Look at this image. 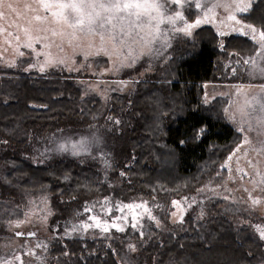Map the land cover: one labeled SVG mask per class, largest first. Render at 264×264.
I'll list each match as a JSON object with an SVG mask.
<instances>
[{
	"label": "trees",
	"instance_id": "16d2710c",
	"mask_svg": "<svg viewBox=\"0 0 264 264\" xmlns=\"http://www.w3.org/2000/svg\"><path fill=\"white\" fill-rule=\"evenodd\" d=\"M240 17L244 22L255 25L264 30V0H255L253 2L250 11L241 14ZM194 40H195L194 42L195 46L194 45L191 46L195 48H188V50H186L185 52L173 56L170 62L165 67L164 69L165 71L162 72L161 77L152 76L149 79H144L140 81L139 87L132 95L115 94L113 96L112 104L109 105V107L112 108L110 109V112L114 113L116 111L114 115L118 116L121 121L118 126L114 127L113 132H117V133H114V135L115 134L116 135L113 138V143L114 145L117 146V141H119L122 146L121 152L123 153V155L122 153L120 154L122 157H118L119 155L118 156L116 155V158L115 156L113 158L114 160L116 159L115 162L117 163L118 167L125 170V175L123 174V178L121 179V182L125 185L126 193H128L127 195L129 197L132 195L138 196L139 194L146 196L148 195V197H158V198L162 197V199L164 200H169L172 198H176L177 196L188 194L189 192H193L198 188H200V186H203L208 181H211L214 178L218 180H223L225 176H228V180L231 186L235 190H237L241 195L247 198L251 203L253 198H259L262 201L259 205H256V207L259 209L257 210L260 211L261 209H264V185H260L258 183L260 181V176H258L256 172L259 171L261 175H264V153L260 152L261 140L257 141L256 138L250 132L245 133L246 129L245 131H241L240 130L241 127L234 125V122L238 120L237 118L235 119L232 118L234 98L231 100L226 110L227 116L230 120L229 122L226 121L225 118L223 119L224 112L222 114H220L221 111L219 112V110H222L223 106L226 104L223 98H217L211 104L208 105L204 104L203 102V96L205 93L204 84L210 82H217L220 79L219 76L222 74L223 71L222 64L224 59L226 58L227 53L228 52L246 53L251 50L250 48L252 47V45L255 46V43H253L246 36L230 35L226 38L224 47L219 48L217 46L219 41V36L211 27L197 29L194 33ZM249 41H250V45L248 46L246 42ZM212 42L213 44L210 45ZM245 43L249 48L245 45ZM245 46L248 48V51ZM243 47L244 49L246 48L245 51L244 49H242ZM214 56L216 57L213 58ZM177 64H179L178 65L179 67L176 66ZM205 68L206 70L204 71ZM174 69H176L175 72ZM177 70L179 76H177L178 75ZM193 73H194V78H193ZM201 73L204 75H202ZM210 73L211 75L209 76ZM187 74H189L188 77ZM201 75L206 77L203 78ZM199 77L200 78L202 77L203 79L201 78L200 80ZM207 77L208 79H206ZM182 80L185 82L188 81L186 82L187 84L185 83L184 85V82ZM180 81H182L183 84ZM178 84H182V85H178ZM193 84L195 85L193 86ZM199 84L200 86H196ZM173 87L174 88L178 87L177 90L175 88L176 92ZM186 87L187 88L191 87V90L190 89L188 90ZM194 87L197 90L194 91ZM198 88H200V90ZM150 90L153 91L150 92ZM185 90L186 92H184ZM196 91L198 93L200 91V94L199 95L198 93L196 94ZM152 92L155 98L151 94ZM156 92L158 93V95H156L157 94ZM187 92H189L190 94H188ZM236 92L240 93V90L239 91L235 90V94ZM159 93L165 97H162ZM179 93L182 94L180 95L182 96L181 98H183L184 96L185 99L184 98L180 99V96L178 95L177 98L179 99L176 98L175 99L176 101H174L177 102L176 104L173 102V100H169L175 98L176 94ZM194 93L196 94L197 99L198 96H200L201 98L199 97V99L197 100ZM151 95L153 98L151 97ZM185 95H187L188 97H185ZM167 96L169 98H167ZM157 98L159 99V101L156 102L155 100ZM182 100H184L185 103ZM196 101L198 104L196 103ZM220 101L222 106L221 109L218 110V108L220 107V103H219ZM194 102L199 106L198 110L197 108H195L197 107V105L194 106L193 104ZM164 103H166V105ZM218 103H219V107L216 108V106H218L217 105ZM167 105L169 107H167ZM191 105L193 106L191 107ZM186 106L188 107L189 110L186 109L187 108ZM189 107L192 109L190 110ZM104 109H105L104 101L101 99L100 96H98L95 93L86 94L83 85H80L79 83L75 82L74 79L69 75H62V74L39 75L34 72H25L21 69H15L9 67L0 69V139L4 140L5 142L7 141L9 144L11 143V145H14L15 147L21 150L23 149L25 150V148H27L28 145H30L29 142L31 143L32 141L34 142L37 139L38 134L45 133L52 129L53 130L51 131V133L55 132L56 129H60L58 131L85 130V127L86 126L88 127V125H90L92 121L101 119L102 117L101 113H103ZM122 111H124V113ZM209 111L211 112L209 113ZM173 112L175 114L176 113L179 114L182 113V114L181 116L179 114L174 115L172 114ZM205 112L211 115L209 116V114ZM214 112L217 114L214 115L213 114ZM147 115L151 116V118L154 119L153 121L154 123H151L148 120L150 119L149 116L146 118ZM160 115L162 116V118L160 117ZM125 118L127 122H124ZM157 118L160 119V121ZM175 118L176 119L178 118L177 119L178 121ZM218 118H220V120H218ZM153 119H151V121ZM147 121H149V123H147ZM161 121L164 122L161 123ZM174 121H175V125H173ZM204 121L206 122L207 126ZM130 122L131 124H129ZM143 122L144 124L147 123L145 125L149 124L148 128L149 127L150 128L148 129L147 127H145V129H143L144 128ZM52 123L54 124L57 123L58 126H54V124ZM51 124L53 125L54 128H52ZM170 124H172L173 126H171ZM218 125L221 127V128L219 127L220 131L217 130L219 129ZM136 127L138 128V130H136ZM193 127H195L194 129L196 130H194ZM140 128L142 129V132L140 131ZM207 128H208V132H207ZM232 128H234V130H232ZM197 130L198 133L194 132ZM205 130L206 133H204ZM148 132H151V134H149ZM128 133L129 135L131 134V136H129ZM142 133L143 134L145 133L144 135L149 136L146 137V139L147 138L149 139L147 144L145 138L143 137L144 135ZM152 133L153 135H155V137L157 136L158 133L162 136L158 134V136L154 138L152 136ZM192 133L196 135L195 137H197V139L195 140L193 139L192 140L193 142H190L191 141L190 138L192 139V137L194 136ZM230 133L232 134L234 140L237 139L236 141L232 140L233 138L231 137ZM236 133L238 134L237 135L238 138L237 137L235 138ZM186 134L189 137L188 142L187 139L184 140L185 138H188ZM233 134L235 136H233ZM244 134L247 135L248 137L247 140L250 141V143H248L249 146L251 147L250 149H248L245 146L244 139L242 140ZM150 135H151V139H150ZM163 136L166 137L167 141L168 140L169 141L165 142L166 141L165 138L163 141L162 140ZM132 138L135 140H133ZM136 138L138 143L136 142ZM153 138L157 142L155 141L154 143ZM157 138L161 139L159 141L160 142L162 141L161 142L162 144H160ZM8 139H11L13 143L11 140ZM127 139L129 142L126 141ZM211 139L212 141H214V144H212ZM197 140L200 141L198 142ZM16 141L19 142L17 143ZM132 141L136 142L137 144L136 147H135L136 144ZM217 141H219V147L218 145H215V143L217 144ZM125 142H127V144H125ZM163 142L167 143L168 145L166 146V144H164ZM189 142L192 145H189L190 144ZM222 142H225L224 145L225 144L226 146L228 145V148L226 146H224L225 148L222 145L220 146ZM158 143L162 145V148L164 149V153L163 150L159 148L160 146ZM208 143H210V145ZM149 144L158 146V148L162 150V153H158V151L161 150L156 149V146L154 147ZM163 145H165L166 149L163 147ZM193 145L194 147H192ZM208 145L209 147H207ZM116 146H114V148ZM220 147H222L221 151H220ZM208 148L211 149L210 153H208L209 152ZM215 148H217V150L219 148V151L221 152L214 154L215 157L217 158L213 157L214 155L212 154V150L214 153L216 152ZM173 149H175L176 151H173ZM235 149H237V155L234 154ZM200 152L202 153L203 156H201ZM208 154H212V155H209L208 157ZM220 154H222L223 156ZM152 157L153 158L158 157L160 159L158 158L153 159ZM198 157L199 160L201 159L204 160L203 157H205V159L207 160L209 158V162L207 161V163L206 161H202V160L200 161V163L203 162L202 164L205 165L206 168L202 164L200 167L199 162L198 165H195V163L199 161L197 160ZM211 157L215 158V160L214 159L212 160ZM140 158H142L143 160H141ZM189 158L190 159L192 158L191 160L193 162ZM210 158L212 161L210 160ZM6 159L7 162L4 161L5 166L2 169V179H0L5 193H9V192L12 193L15 191H26L34 195H49L52 204L56 209L63 208V206L66 205L67 207L64 209L71 210V208L81 206L87 200V197L89 199L94 194L101 195L105 191V187L102 181V173L98 170L97 168L98 165L95 162H80L72 157H58L56 161L52 162L53 164L52 163H49V165L43 163L37 164L34 163L33 161H30L28 158L26 159L21 155H17V154L16 156H14V154L11 155L9 154L6 156L5 160ZM139 159L142 161V163L139 162L140 166L136 165L138 164L137 162L140 161ZM152 159L156 161L153 162ZM161 159H163L161 162L165 164L163 166V164L160 162L161 168H159V164L157 163H159V160ZM188 159L189 161H187ZM216 159L220 161L217 163ZM250 160L257 165V168L255 170L249 164ZM167 162H170L169 165L171 163L173 165L174 162L176 166L178 163V167L182 171H180L179 168H177L179 169V172L176 171L175 170L176 167L175 168L173 167L175 165L173 166L171 165L170 169L168 168V164L167 167H165ZM215 162L216 164H214ZM181 163L183 167L180 166ZM208 163L211 164L209 165ZM145 164H147V166ZM222 164L224 165L222 167V173H219L218 171ZM137 166L138 168H135ZM155 166H158L159 168L156 170L159 171L160 177L158 173L157 174L152 173V171H155L154 169H152L155 168ZM195 166L197 168L199 166L198 168L199 171L196 169ZM236 166H238L239 169L235 168ZM139 167L143 169V172H145L143 173L144 177L142 173L140 174L141 170H139L140 169ZM163 167L166 168L165 170H163L164 172L162 171ZM171 167H172V171L173 168L175 171L172 172L173 174H171ZM211 167H215V168H211ZM148 168L150 170H148ZM167 168L168 170H170L168 171L170 173L169 175L168 172L166 171ZM207 168H209V171L207 170ZM192 169L197 171H195L194 173ZM184 170L185 172L187 170L189 171L186 172L187 178H184L186 176ZM191 170L193 171V174ZM200 171L201 172L205 171V173L201 174ZM206 171H208V173ZM176 173L178 174L182 173L183 176L180 174L181 179L176 178V176H178V174L176 175ZM245 173H247V175H245ZM174 174H175L174 177L179 181V183L173 177ZM114 175L117 176L118 172L115 171ZM154 175H156V180H154L155 179ZM157 175L159 177L158 179H157ZM189 176L191 178L193 177L194 179L189 178ZM171 177L172 179H175L176 183H178L177 184L178 186L176 185V183H172L173 186H175L174 187L175 189L173 188L172 185L169 186V183L171 184V182H174L171 179ZM241 177H243V179H241ZM165 178H167L168 180H166ZM182 178L185 184L180 182L182 181ZM196 178H198L199 180L197 181ZM151 180L152 181L154 180V182L157 181V183L155 182L154 185V183L152 182L153 184H151L150 187L149 184ZM138 181L141 183H139ZM165 181L167 182L169 181V183H167L168 185L166 184ZM254 181L257 182V186L255 187L253 183ZM145 182L148 183L147 185L149 187L145 185L146 184ZM163 182H165L164 183L165 185L163 184ZM128 183H133V184H128ZM160 183L162 186L160 185ZM186 183L187 184L191 183L189 184L191 186L186 185ZM194 183L196 187H194L195 186ZM179 185L180 186L184 185V186L180 188ZM245 189H247L248 191H245ZM130 190L131 192L129 193ZM142 191H146V192L142 193ZM132 192L133 194H131ZM249 193H251V197L249 196ZM75 199H77L78 202H76ZM235 208H237L236 211ZM197 214L198 213L194 212L188 215L185 221L181 225H178V227L171 226L169 228L162 230L156 229L158 232L151 229V233L153 234H151V236L148 237L149 239L148 238L140 239L139 237H136L133 248L131 244L125 239H118V238L109 239L102 237H86V236H75V235L59 237L56 238L52 243L51 250H49L50 256L47 259L46 263L43 264H180L179 261L183 263L182 259L184 257H186L185 260L189 264H195L197 260L200 263L199 259H201L203 262L204 261L206 262L207 260L206 263L204 262L205 264H242V263L254 264V262H256L255 264H258L259 262L263 263L264 256L262 258L261 252H263L264 250L262 251L260 247H255L254 245L255 244L260 245L261 243V247L264 248V241L255 234L251 226L247 224H239L235 222L236 220L234 216L239 215L245 218L247 217V212L245 211L243 205L229 201L214 200L212 202H209V204L206 206L204 217H200ZM22 216H23V209L21 207L12 204V202L5 201V199H2L0 197V238H8L12 236V234L9 232L8 229V223L14 219H19ZM200 224H202V226H200ZM230 226L232 228L234 227V229H232ZM224 227H225V231H223ZM246 227L248 228V230L246 229ZM216 228L217 230L218 229L220 230V231L218 230V232H221V234L219 233L220 237L215 236V234H217L215 231ZM236 228L239 231H236ZM201 229L202 230L206 229L204 230L207 231V233L204 232V234L206 233L205 236L203 233L200 234V232L202 231ZM207 229H209L210 232L214 230L213 232L215 233L212 234H214V236L216 238L218 237L220 240L217 239L219 241L216 240L217 242L215 243L214 241L212 244L211 240H214L212 238L214 236H210L212 234L210 233L209 235ZM243 229L246 230V232L243 231ZM155 232L157 234H155ZM223 232H225L224 235ZM196 233L198 235L203 234L202 238H204V240L203 241L200 240V236L198 238V235ZM192 234L197 235V237L194 236L195 241H197L196 243H194L195 241L193 240ZM207 234L210 237V241L207 238L208 237ZM224 236L225 239L223 238ZM245 236L246 239H243ZM195 237L197 238V240ZM188 238H190L189 240L191 241L193 240L192 241L193 243H191V241L190 242L188 241V243L186 241L185 243L184 239L188 240ZM244 240H247V242ZM200 241L203 244L205 243V241H207L203 245L205 246V248L202 247V243ZM169 242H171V244H169ZM189 243L192 244V246H190ZM197 243L200 244L197 245ZM229 243H235V244L237 243L238 246L237 244L236 246L238 250H235L237 248L234 244L229 245ZM247 243L248 244L250 243L251 244V245L249 244L250 246H253L254 248H258V249L255 250L254 248L250 249V246ZM178 245L182 248L185 245L186 246L189 245L188 251L184 250L186 246L182 250ZM226 245H228L227 246L228 248L226 247ZM232 245L234 246L235 249L231 247ZM225 248L228 249V250L226 249L228 252L225 251ZM233 249L235 250L233 251V255L231 256L230 254L229 257H225V254L227 255L230 252L229 250L232 251ZM259 250L261 251L259 253L261 258H259L258 256L256 257L254 256L257 261L255 260L252 262V260H254V257L253 259H250L251 260L250 261L249 258L250 257L252 258L253 254L255 255V251L258 252ZM236 251L237 253L235 255L234 252ZM244 251L252 256L247 258ZM164 252H167V254H165ZM173 256L175 257L177 256L179 260H177V258L175 259V257ZM194 256L196 257L198 256L199 258L195 259ZM166 257L168 258L166 259ZM164 258L166 261L163 260ZM246 258L251 263H248V261H246ZM192 260L194 263L192 262ZM186 261L184 262V264H188L186 263Z\"/></svg>",
	"mask_w": 264,
	"mask_h": 264
},
{
	"label": "rangeland",
	"instance_id": "374dc122",
	"mask_svg": "<svg viewBox=\"0 0 264 264\" xmlns=\"http://www.w3.org/2000/svg\"><path fill=\"white\" fill-rule=\"evenodd\" d=\"M254 1L180 0L179 4H168L162 11L172 15H174L173 10L179 11L184 20H177L175 25L161 24V39L153 43L150 49L144 48L140 43L132 45V53L129 56L126 48L123 50L124 54L120 55L111 50L110 42L102 44L98 36L77 32L73 38L69 35L72 30L66 28L63 29L64 35L54 36L50 29L60 30L57 25L34 19L38 14L50 16V13L36 10L37 0H0V13H2L0 15V69L9 67L39 75H69L75 82L83 85L86 94L95 93L100 96L105 106L101 119L92 121L91 125L85 127V130L58 131L60 129H56L52 133L50 130L38 134L36 141L25 150L9 146L4 140L0 141V161H2L0 162V179H2L4 168L3 161L11 152L10 154L21 155L34 163L47 162L49 164L58 157H72L80 162H95L102 173L105 187L103 194L92 196L81 206L66 210L64 209L66 205L61 209H56L49 195H34L26 191H15L14 194L5 193L0 181V197L23 209L21 218L8 223L12 236L0 238V264H8V262L10 264L46 263L50 256L49 250H51L52 243L56 238L63 236L126 239L133 248L136 236L140 239L148 238L153 228L162 230L171 226L178 227L188 215L194 212L204 217L206 206L214 200L243 205L247 217L234 216L235 222L251 226L260 238L258 229H264V209L258 211L256 206H253L247 198L235 190L228 176H225L223 180L214 178L193 192L169 200L146 195L129 197L125 185L121 182L123 174L125 175L124 169L118 167L113 158L115 149L119 151L117 154L122 151L119 141H117L118 148H114L112 145L114 135H111L114 127L118 126L121 121L118 116L110 112L109 107L115 94L132 95L137 86L139 87L140 81L152 76L161 77L162 72L165 71L163 68L173 56L185 52L188 48H195L191 45H194V33L199 28L211 27L219 36L217 44L219 48L224 47L225 40L230 35L246 36L255 43L250 35L245 34L248 29L244 26L252 24L244 22L240 17L241 14L250 11ZM160 2L164 3V0ZM195 2L200 3L201 7L196 8ZM249 3L251 7L247 11L238 10V6ZM231 16H235L236 19H230ZM196 20L202 22L188 29L187 32L173 30L186 27L187 24H194ZM252 26L258 32L263 30L255 25ZM25 29L28 31L25 32ZM165 37L167 38L166 46ZM29 42L32 47H27ZM45 45L48 46L45 47ZM102 46L109 49L107 54L102 51L98 52ZM250 49L252 51L246 53H227L222 64L223 71L219 76L220 79L217 82L204 84L203 102L208 105L217 98H223L226 104L222 110L224 118L229 122L226 110L234 98L232 112L238 119L235 122L231 119L234 125L246 129L245 133L250 132L257 141H262L264 140V129L257 123V118L264 116L260 110V105L264 104V73L253 70L251 61L255 60L260 67H264V60L260 58L264 53H261L256 43L254 49L252 47ZM133 57L136 58L133 59ZM48 61H53V63ZM42 66L44 71L40 70ZM235 90H240V93L235 94ZM245 138L248 137L244 134L242 137L244 143ZM81 141L84 142L82 145ZM72 144L77 145L76 151L79 154H73ZM60 145H65L66 150H61ZM245 146L248 149L251 148L249 144L245 143ZM234 154L237 155V149ZM223 166V164L220 166L219 173H222ZM235 168L239 169L238 166ZM115 171L119 176L114 175ZM114 188L117 189L114 191ZM174 202H178L179 206ZM127 204L146 205L151 217L143 208H123ZM118 206L123 208V211H120ZM88 208L91 211H86ZM93 216L97 219L93 220ZM125 217L127 219H124ZM97 221L100 222V227L94 226ZM113 222L123 227L125 231L120 232L112 227ZM134 223L137 225L135 228L132 227ZM83 224L93 226L85 229L81 227ZM105 227L108 231H104ZM32 233L35 235H31Z\"/></svg>",
	"mask_w": 264,
	"mask_h": 264
},
{
	"label": "snow or ice",
	"instance_id": "6c2138e0",
	"mask_svg": "<svg viewBox=\"0 0 264 264\" xmlns=\"http://www.w3.org/2000/svg\"><path fill=\"white\" fill-rule=\"evenodd\" d=\"M179 3L180 0H164V3H161L160 0H37L36 10L50 13V16L38 14L35 15L34 19L57 25L60 30L57 28L50 29L54 36L64 35L63 29L65 28L72 30L69 35L73 38H75L77 32L94 37L98 36L102 44L107 42L111 43L112 51L123 55V50L126 48L128 50V55L131 56L132 45L140 43L144 48L150 49L153 43L161 39V24L167 23L175 25L177 20H184L182 13L179 11L173 10L174 15L166 14L162 11V9L166 8L168 4L176 5ZM194 6L196 8L201 7L198 2H195ZM9 7H11V5H9ZM250 7L251 4L249 3L244 6H238V10L240 12H245ZM0 15H2V13H0ZM230 19L235 20L236 17L231 16ZM201 22V20H196L194 24H187L186 27L174 28L173 30L187 32L188 29L198 26ZM237 22L239 23V21ZM244 27L248 29V32L245 34L250 35L251 39L255 41L256 45L260 48L261 53H264V30L258 32V30L252 25H245ZM27 31L28 30L25 29V32ZM241 31L243 32V28ZM29 40H31L30 37ZM164 43L166 46V37L164 38ZM47 46L48 45H45V47ZM27 47H32L31 42L27 44ZM100 51L107 54L109 49L102 46L98 49V52ZM135 58L136 57H133V59ZM260 58L261 60H264V55ZM48 62L53 63V61ZM60 63H63V61H60ZM245 63L249 62L245 61ZM251 67L253 70H259L261 73H264V67H260L255 60L251 61ZM40 70L44 71V67L42 66ZM260 110L264 113V104L260 105ZM241 112L243 113V109H241ZM232 118L235 119V116L233 115ZM115 123H119V121H115ZM257 123L262 129H264V116L257 118ZM240 130L245 131L244 128H241ZM83 143L84 142L81 141V145ZM245 143L248 144L250 141L245 138ZM260 143V152L264 153V140ZM71 148L73 149L74 155L79 154L76 151V144H72ZM60 149L66 150V146L60 145ZM249 164L254 170L257 168V165L251 160L249 161ZM256 174L260 176V181L258 183L264 185V175H261L259 171H257ZM245 175H247V173H245ZM241 179H243V177H241ZM253 183L254 187L257 186V182L254 181ZM245 191L248 190L245 189ZM249 196L251 197V193H249ZM261 202L262 201L259 198L252 199L253 206L259 205ZM174 204L179 206L178 202H174ZM123 208H143L151 217L150 210L144 204H127L124 205ZM123 208H119V210L123 211ZM86 211H91V209L88 208ZM173 215H175V213H173ZM92 219L96 220L97 218L93 216ZM124 219H127V217ZM133 219H135V217H133ZM92 226L93 225L89 224L81 225V227L85 229ZM94 226L100 227V222L97 221ZM136 226L135 223L132 224L133 228ZM112 227L117 228L120 232L125 231L123 227L118 226L115 222H113ZM104 231H108V228L105 227ZM258 231L260 238L264 239V229H258ZM31 235H35V233H32ZM8 264H10V262H8Z\"/></svg>",
	"mask_w": 264,
	"mask_h": 264
},
{
	"label": "bare ground",
	"instance_id": "6f19581e",
	"mask_svg": "<svg viewBox=\"0 0 264 264\" xmlns=\"http://www.w3.org/2000/svg\"><path fill=\"white\" fill-rule=\"evenodd\" d=\"M208 39H210V38H208ZM207 41H208V40H207ZM211 41H212V39H211ZM208 43H209V42H208ZM246 43L248 44V46L250 45V41H249V42H246ZM246 43H245V45L247 46ZM212 44H213V42H212L210 45H212ZM208 45H209V44H208ZM246 46H245V47H246ZM248 46H247V47H248ZM211 47H213V46H211ZM247 47H246V48H247ZM252 47H253V49H254V46H253V45H252ZM246 48L244 49V47H243L242 49H244V51H245ZM248 48H249V47H248ZM248 48H247V51H248ZM211 49H212V48H211ZM192 54H193V53H192ZM192 54H190V55H192ZM213 55H214V54H213ZM215 57H216V56H214L213 58H215ZM212 61H213V60H212ZM224 63H225V62H224ZM164 65H165V64H164ZM178 65H179V64H177L176 66H178ZM197 65H198V64H197ZM161 66H162V65H161ZM161 66H160V67H161ZM223 66H225V65H223ZM157 67H158V66H157ZM178 67H179V66H178ZM198 67H199V66H198ZM211 67H212V66H211ZM162 68H163V67H162ZM173 68H175V67H173ZM223 68H224V67H223ZM154 69H155V68H154ZM163 69H165V68H163ZM177 69H178V68H177ZM198 69H199V68H198ZM220 69H221V68H220ZM156 70H159V69H156ZM169 70H170V69H169ZM200 70H201V69H200ZM205 70H206V68L204 69V71H205ZM216 70H217V69H216ZM175 71H176V69H174V72H175ZM213 71H214V70H213ZM197 72H198V71H197ZM158 73H159V72H158ZM166 74H167V73H166ZM169 74H170V73H169ZM177 74H178V70H177ZM201 74H202V73H201ZM188 75H189V74H187V77H188ZM202 75H204V74H202ZM202 75H201V76H202ZM206 75H207V73H206ZM210 75H211V73L209 74V76H210ZM171 76H172V75H171ZM171 76H169V77H171ZM177 76H179V74H178ZM198 76H199V75H198ZM196 77H197V76H196ZM196 77H195V78H196ZM202 77L205 78L206 76H202ZM202 77H201V78H202ZM175 78H176V77H175ZM178 78H180V77H178ZM181 78H182V77H181ZM193 78H194V73H193ZM197 78H198V77H197ZM199 78H200V77H199ZM201 78H200V80H201ZM203 78H202V79H203ZM209 78H210V77H209ZM191 79H192V78H191ZM206 79H208V77H207ZM151 80H152V79H151ZM189 80H190V79H189ZM192 80H193V79H192ZM204 80H205V79H204ZM212 80H213V79H212ZM152 81H153V80H152ZM172 81H173V80H172ZM182 81H183V80H182ZM182 81H180V82H182ZM183 82H184V85H185V83L188 82V81H186V82L183 81ZM183 82H182V84H183ZM189 82H190V81H189ZM194 82H195V81H194ZM194 82H193V83H194ZM197 82H198V81H197ZM200 82H201V81H200ZM147 83H148V82H147ZM147 83H144V84H147ZM195 83H196V82H195ZM182 84H178V85H182ZM186 84H187V83H186ZM148 85H149V84H148ZM148 85H147V86H148ZM194 85H195V84H193V86H194ZM143 86H145V85H143ZM147 86H146V87H147ZM196 86H200V84H199V85H196ZM196 86H195V87H196ZM195 87H194V91L197 90ZM137 88H138V86H137ZM137 88H136V89H137ZM173 88H174V87H173ZM175 88H176V87H175ZM175 88H174V90H175ZM177 88H178V87H177ZM177 88H176V90H177ZM181 88H182V87H181ZM186 88H187V87H186ZM186 88H185V89H186ZM183 89H184V86H183ZM183 89H182V90H183ZM187 89H188V90H189V89L191 90V87H190V88H187ZM198 89L200 90V88H198ZM158 90H159V89H158ZM160 90H161V89H160ZM176 90H175V92H176ZM151 91H153V90H150V92H151ZM150 92H149V93H150ZM178 92H179V91H178ZM184 92H186V90H185ZM189 92H190V91H189ZM189 92H187V93L190 94ZM191 92H192V91H191ZM147 93H148V92H147ZM156 93H157V92H156ZM156 93H155V94H156ZM160 93H161V91H160ZM160 93H159V94H160ZM163 93H164V92H163ZM197 93H198V92L196 91V94H197ZM151 94L153 95V92H152ZM185 94H186V93H185ZM188 94H187V95H188ZM196 94L194 93L195 96H196ZM199 94H200V91H199L198 95H199ZM152 95H151V97H152ZM156 95H158V93H157ZM160 95H161V94H160ZM160 95H159V96H160ZM164 95H165V94H164ZM178 95L180 96V95H182V94H181V93L176 94V97H175V98H173V99H169V100H173V102L176 101L175 99L178 97ZM187 95H185V97H188ZM148 96H149V95H148ZM161 96H162V95H161ZM171 96H172V95H171ZM153 97L155 98L154 95H153ZM153 97H152V98H153ZM156 97H157V96H156ZM162 97H165V96H162ZM181 97H182V96H180V99H183V98H184V96H183V98H181ZM190 97H191V96H190ZM199 97H200V96H198V99H199ZM167 98H169V97L167 96ZM170 98H172V97H170ZM200 98H201V97H200ZM177 99H179V98H177ZM184 99H185V98H184ZM192 99H193V98H192ZM192 99H191V100H192ZM196 99H197V96H196ZM198 99H197V100H198ZM160 100H161V99H160ZM163 100H164V99H163ZM165 100H166V99H165ZM155 101L157 102V101H159V99L157 98ZM182 101L184 102V100H182ZM185 101H186V100H185ZM187 101H188V100H187ZM192 101H193V100H192ZM204 101H205V100H204ZM173 102H172V104H173ZM199 102H200V101H199ZM174 103L176 104L177 102H174ZM181 103H182V102H181ZM184 103H185V102H184ZM196 103H197V101H196ZM196 103H195V102L193 103L194 106L198 104V103H197V104H196ZM219 103H220V107H219ZM219 103L217 104L218 106H216V108L219 107L218 110L221 109V106H222V105H221V101H220ZM164 104L166 105V103H164ZM179 104H180V101H179ZM188 104H189V103H188ZM191 104H192V102H191ZM207 104H208V103H207ZM158 105H159V104H158ZM165 105H164V106H165ZM189 105H190V104H189ZM199 105H200V104H199ZM115 106H116V105H115ZM170 106H171V104H170ZM172 106H173V105H172ZM192 106H193V105H191V107H192ZM201 106H202V105H201ZM126 107H127V106H126ZM167 107H169V106L167 105ZM167 107H166V108H167ZM186 107H187V106H186ZM198 107H199V106L197 105V107H195V108H197V110H198ZM223 107H224V106H223ZM184 108H185V107H184ZM189 108H190V107H189ZM195 108H194V109H195ZM200 108H201V107H200ZM110 109H112V108H110ZM167 109H168V108H167ZM186 109L189 110L188 107H187ZM191 109H192V108H190V110H191ZM138 110H139V109H138ZM159 110H160V109H159ZM187 110H186V112H187ZM113 111H114V108H113ZM169 111H170V110H169ZM169 111H168V112H169ZM193 111H195V110H193ZM220 111H221V112H220ZM115 112H116V111H115ZM115 112H114V113H115ZM122 112L124 113V111H122ZM188 112H189V111H188ZM210 112H211V111H209V113H210ZM216 112H217V111H216ZM219 112H220V114L223 113L222 110H219ZM219 112H218V113H219ZM114 113H113V114H114ZM123 113H122V114H123ZM158 113H159V112H158ZM205 113H207V112H205ZM209 113H207V114H209ZM154 114H155V113H154ZM159 114H160V113H159ZM172 114L177 115V114H179V113H176V114H175V113L173 112ZM181 114H182V113H181ZM181 114H179V115L181 116ZM213 114L215 115V114H217V113L214 112ZM213 114H212V116H213ZM116 115H117V114H116ZM123 115H124V114H123ZM144 115H146V114H144ZM184 115H185V114H184ZM204 115H205V114H204ZM210 115H211V114H209V116H210ZM148 116H149V115H147L146 118H147ZM209 116H208V117H209ZM216 116H218V115H216ZM142 117H143V116H142ZM152 117H153V116H152ZM154 117H155V116H154ZM160 117L162 118L161 115H160ZM219 117H220V116H219ZM222 117H223V116H222ZM143 118H144V117H143ZM146 118H145V119H146ZM149 118H150V119H148V120H149L151 123H154V122H153L154 119L151 118V116H149ZM178 118H179V117H178ZM178 118H177V119H178ZM151 119H153V120L151 121ZM157 119H158V118H157ZM163 119H164V118H163ZM169 119H170V116H169ZM171 119H172V118H171ZM175 119H176V118H175ZM177 119H176V120H177ZM210 119H211V118H210ZM223 119H224V117H223ZM158 120L160 121V119H158ZM216 120H217V119H216ZM218 120H220V118H218ZM225 120H226V119H225ZM145 121H146V120H145ZM145 121H144V122H145ZM149 121H147V123H149ZM155 121H156V120H155ZM177 121H178V120H177ZM213 121H214V120H213ZM68 122H69V121H68ZM124 122H127V121H126V118H125V121H124ZM135 122H136V121H135ZM135 122H134V123H135ZM144 122H143V125H144V126L142 125V126L144 127L143 129H145V127L148 128V125H149V124H148V125H145V124H147V123L144 124ZM163 122H164V121H163ZM163 122L161 121V123H163ZM204 122H205V121H204ZM215 122H216V121H215ZM225 122H226V121H225ZM71 123H72V122H71ZM155 123H156V122H155ZM208 123H209V122H208ZM237 123H238V122H237ZM52 124H54V123H52ZM52 124H51V125H52ZM56 124H57V123H56ZM56 124H54V126H58V124H57V125H56ZM62 124H64V123H62ZM80 124H81V123H80ZM129 124H131V122H130ZM202 124H203V123H202ZM205 124H206V122H205ZM217 124H218V123H217ZM90 125H91V124H90ZM170 125H171V126L175 125V121L173 122V125H172V124H170ZM124 126H125V125H124ZM124 126H123V127H124ZM132 126H133V125H132ZM137 126H138V125H137ZM151 126H152V124H151ZM206 126H207V124H206ZM221 126H222V124H221ZM227 126H228V125H227ZM95 127H96V126H95ZM140 127H141V126H140ZM214 127H215V126H214ZM219 127H220V126L218 125V128H219ZM50 128H51V127H50ZM52 128H54L53 125H52ZM65 128H66V127H65ZM149 128H150V127H149ZM149 128H148V129H149ZM194 128H195V127H193V129H194ZM220 128H221V127H220ZM220 128L217 129V130L220 131ZM230 128H231V127H230ZM116 129H117V128H116ZM205 129H206V128H205ZM210 129H211V128H210ZM52 130H53V129H52ZM111 130H112V129H111ZM132 130H133V129H132ZM134 130H135V129H134ZM136 130H138L137 127H136ZM194 130H196V129H194ZM215 130H216V129H215ZM222 130H224V129H222ZM232 130H234V128H232ZM112 131H113V130H112ZM140 131L142 132V129H141V128H140ZM147 131H148V130H147ZM147 131H146V132H147ZM212 131H213V130H212ZM141 132H138V133H141ZM191 132H192V131H191ZM194 132L198 133V130H197V131H194ZM201 132H202V131H201ZM207 132H208V128H207ZM222 132H224V131H222ZM73 133H74V132H73ZM80 133H81V132H80ZM148 133L151 134V132H148ZM153 133H154V132H153ZM153 133H152V136H153L154 138H156V137L158 136V134H159V133H158V134L156 133L157 136L155 137V135H153ZM187 133H188V132H187ZM196 133H195V134H196ZM204 133H206V130H205ZM204 133H203V134H204ZM209 133H210V131H209ZM228 133H229V132H228ZM228 133H227V134H228ZM142 134H143V133H142ZM144 134H145V133H144ZM144 134H143V135H144ZM154 134H155V133H154ZM192 134H193V133H192ZM192 134H190V135H192ZM224 134H225V133H224ZM230 134H231V133H230ZM32 135H33V134H32ZM87 135H89V134H87ZM111 135H114V132H113V134H111ZM115 135H116V134H115ZM115 135H114V136H115ZM128 135H129V133H128ZM147 135H148V134H147ZM159 135H160V134H159ZM186 135H187V134H186ZM190 135H189V136H190ZM193 135H194V134H193ZM199 135H200V134H199ZM228 135H229V134H228ZM235 135H236V136H235ZM235 135L233 134V136H235V138H236V137L238 138V136H237L238 134L236 133ZM129 136H131V134H130ZM160 136H162V135H160ZM195 136H196V135H194L193 137L191 136L192 139L190 138V140H191L190 142H193V141H192L193 139H194V140L197 139V137H195ZM204 136H205V135H204ZM143 137L145 138V141H146V144H147L149 139H148V138L146 139V137H149V136L144 135ZM187 137H188V135H187ZM231 137H232V134H231ZM231 137H230V138H231ZM134 138H135V137H134ZM144 138H143V139H144ZM154 138H153V140H154ZM162 138H163V139H162L163 141H164V138H165V140H166V137L163 136ZM199 138H201V137H199ZM232 138H233V137H232ZM132 139H133V138H132ZM150 139H151V135H150ZM157 139H158V138H157ZM186 139H187V142H188L189 137H188V138H185L184 140H186ZM209 139H210V138H209ZM8 140H11V139H8ZM32 140H33V139H32ZM101 140H102V139H101ZM115 140H116V139H115ZM129 140H130V139H129ZM133 140H135V139H133ZM159 140H161V139H158V141H159ZM200 140H201V139H200ZM200 140H197V141L199 142ZM232 140H233V141H236L237 139L234 140V138H233ZM0 141H2V140H0ZM11 141H12V140H11ZM27 141H28V140H27ZM35 141H36V140H35ZM126 141H128V139H127ZM142 141H143V140H142ZM155 141H156V140H154L153 142L155 143ZM168 141H169V140H168ZM168 141L166 140L165 142H168ZM211 141H212V139H211ZM221 141H222V140H221ZM224 141H225V140H224ZM16 142H17V141H16ZM18 142H19V141H18ZM18 142H17V143H18ZM32 142H33V141H32ZM115 142H116V141H115ZM128 142H129V141H128ZM132 142H134V141H132ZM136 142L138 143L137 138H136ZM136 142H134V143L136 144ZM140 142H141V141H140ZM143 142H144V141H143ZM149 142H150V141H149ZM156 142H157V141H156ZM159 142H160V141H159ZM161 142H162V141H161ZM161 142H160V144H162ZM165 142H163V143L166 144V146H167L168 144L165 143ZM190 142H189V143H190ZM198 142H197V143H198ZM5 143H7L8 145H11V143L9 144L7 141H6ZM12 143H13V141H12ZM33 143H34V142H33ZM151 143H152V140H151ZM185 143H186V141H185ZM197 143H196V144H197ZM201 143H202V142H201ZM222 143H223V144H222ZM222 143L220 144V146H221V145H222L223 147L226 146V144L224 145L225 142H222ZM226 143H227V142H226ZM29 144L31 145V142H29ZM110 144H111V143H110ZM125 144H127V142H125ZM125 144H123V145H125ZM141 144H143V143H141ZM158 144H159V143H158ZM160 144H159V146H160L159 148H161V149L163 150V153H164V149L162 148V145H160ZM187 144H188V143H187ZM193 144H194V143H193ZM208 144L210 145V143H208ZM212 144H214V141H212ZM227 144H228V143H227ZM17 145H18V144H17ZM17 145H16V146H17ZM27 145H28V144H27ZM30 145H28V146H30ZM112 145H113V146H116V145H114V143H113ZM138 145H139V144H138ZM149 145H151V144H149ZM179 145H180V144H179ZM189 145H192V144L190 143ZM200 145H201V144H200ZM209 145H208L207 147H209ZM215 145H218V147H219V141H217V144L215 143ZM11 146H14V145H11ZM23 146H24V144H23ZM110 146H111V145H110ZM117 146H118V145H117ZM117 146H116V147H117ZM120 146H121V145H120ZM128 146H129V144H128ZM136 146H137V144L135 145V147H136ZM151 146H154V147H155L156 145H151ZM204 146H205V145H204ZM19 147H20V146H19ZM163 147L165 148V145H163ZM190 147H191V146H190ZM192 147H194V145H193ZM196 147H197V146H196ZM226 147L228 148V145H227ZM7 148H8V147H7ZM11 148H12V147H11ZM11 148H9V149L11 150ZM21 148H22V147H21ZM30 148H31V147H30ZM30 148H29V149H30ZM106 148H107V147H106ZM108 148H109V147H108ZM117 148H118V147H117ZM121 148H122V147H121ZM139 148H140V147H139ZM151 148H152V147H151ZM159 148H158V146H156V149L161 150V149H159ZM175 148H176V147H175ZM197 148H198V147H197ZM212 148H213V147H212ZM221 148H222V147H220V151H221ZM224 148H225V147H224ZM25 149H26V148H25ZM112 149L114 150V148H112ZM154 149H155V148H154ZM156 149H155V150H156ZM165 149H166V148H165ZM167 149H169V148H167ZM208 149H209V148H208ZM208 149H207V150H208ZM10 150H9V151H10ZM105 150H106V149H105ZM105 150H104V152H106ZM116 150H117V149L114 150V151H115V152H114V153H115V158H116V155H117V156L119 155L118 157H122V156L120 155L122 152L120 151L121 153H120V154H117L119 151L117 152ZM137 150H138V149H137ZM162 150H161V151H158V153H162ZM200 150H201V149H200ZM207 150H206V151H207ZM210 150H211V149H209V152H208V153H210ZM215 150H216L215 153H214L213 150H212V154H213V155H214V154H217V153H221V152L219 151V148H218V150H217V148H215ZM156 151H157V150H156ZM169 151H170V150H169ZM169 151H167V152H169ZM171 151H172V148H171ZM173 151H176V150L173 149ZM201 151H202V150H201ZM217 151H218V152H217ZM224 152H225V151H224ZM10 153H11V152H10ZM10 153H9V154H10ZM128 153H129V152H128ZM137 153H138V152H137ZM200 153H201V152H200ZM135 154H136V152H135ZM142 154H143V153H142ZM194 154H195V153H194ZM203 154H204V152H203ZM212 154H208V157H209V155H212ZM10 155H11V154H10ZM17 155H18V154H17ZM122 155H123V153H122ZM124 155H125V153H124ZM220 155H222V154H220ZM14 156H16V154H14ZM127 156H129V155H127ZM195 156H196V155H195ZM197 156H198V155H197ZM201 156H203L202 153H201ZM222 156H223V155H222ZM222 156H221V157H222ZM22 157H23V156H22ZM133 157H134V155H133ZM205 157H206V156H205ZM205 157H203L204 160H202V159H201V160H202V161H206V163H207V161L209 162V158H208V160H207V159H205ZM213 157H215V155H214ZM213 157H211L212 160H213V159L215 160V158H217V157H215V158H213ZM5 158H6V157H5ZM7 158H9V157H7ZM24 158H25V157H24ZM128 158H131V157H128ZM152 158H153V157H152ZM154 158H155V157H154ZM154 158H153V159H154ZM157 158H158V157H157ZM157 158H155V159H157ZM211 158H210V160H211ZM218 158H220V157H218ZM3 159H4V158H3ZM59 159H61V158H59ZM118 159H119V158H118ZM140 159L143 160L142 158H140ZM140 159H139V160H140ZM153 159H152V160H153ZM158 159H160V158H158ZM186 159H187V158H186ZM189 159H190V158H189ZM189 159H188L187 161H189ZM191 159H192V158H191ZM191 159H190V160H191ZM194 159H196V158H194ZM222 159H223V158H222ZM222 159H221V160H222ZM62 160H63V159H62ZM115 160H116V159H115ZM141 160L138 161V162H137L138 164H136V165H139V162L142 163ZM162 160H163V159L159 160V163H157V164H159V168H161V167H160V164H161V163L163 164V162H161ZM197 160H199V157H198ZM201 160L197 161V163H195V165H198V162H199V165H200V167H201V164L203 163V162L200 163ZM212 160H211V161H212ZM216 160H217V159H216ZM4 161L7 162V159L4 160ZM4 161H3V162H4ZM55 161H56V160H55ZM124 161H125V160H124ZM132 161H133V160H132ZM154 161H156V160H153V162H154ZM191 161H192V160H191ZM219 161H220V160H217V163H218ZM0 162L2 163V161H0ZM52 162H53V161H52ZM52 162H51V163H52ZM63 162H64V161H63ZM113 162H114V161H113ZM130 162H131V161H130ZM130 162H129V163H130ZM157 162H158V161H157ZM160 162H161V163H160ZM192 162H193V161H192ZM1 163H0V164H1ZM38 163H39V162H38ZM38 163H37V164H38ZM46 163H47V162H45L44 164H46ZM49 163H50V162H49ZM54 163H55V162H54ZM68 163H69V162H68ZM126 163H127V162H126ZM155 163H156V162H155ZM169 163H170V162H167L166 165H165V167H167V164H168V168L170 169V166L172 165V163H171L170 165H169ZM190 163H191V162H190ZM47 164H48V163H47ZM52 164H53V163H52ZM164 164H165V163H164ZM164 164H163V166H164ZM184 164H185V163H184ZM191 164H192V163H191ZM204 164H205V162H204ZM208 164L210 165L211 163H208ZM212 164H213V163H212ZM214 164H216V162H215ZM48 165H49V164H48ZM58 165H60V164H58ZM120 165H121V164H120ZM145 165L147 166V164H145ZM145 165H144V166H145ZM155 165H156V164H155ZM173 165H175L174 162H173ZM173 165H172V166H173ZM202 165H203V164H202ZM4 166H5V164H4ZM121 166H122V165H121ZM132 166H133V165H132ZM139 166H140V165H139ZM180 166H182V163H181ZM193 166H194V165H193ZM203 166L205 167V165H203ZM206 166H207V165H206ZM66 167H67V166H66ZM128 167H129V166H128ZM156 167H157V168H156ZM173 167H174V168L176 167L175 170L179 172V169H180V168L178 167V163H177V166L175 165V166H173ZM182 167H183V166H182ZM195 167H196V166H195ZM68 168H69V166H68ZM131 168H132V167H131ZM135 168H138V166L135 167ZM139 168H140V167H139ZM159 168H158V166H155V168H152V169L155 170V171H152V173H154V174H155V173H156V174L158 173V174H159V171L156 170V169H159ZM168 168H167V170H166L167 172L170 171V170H168ZM174 168H173V171H174ZM177 168H179V169H177ZM198 168H199V166H198ZM198 168L196 167L197 170H198ZM202 168H203V167H202ZM205 168H206V167H205ZM205 168H204V169H205ZM211 168H215V167H211ZM116 169H118V168H116ZM165 169H166V168L163 167V168H162V171L165 170ZM189 169H190V168H189ZM139 170H141V171H140V174L142 173V175H143V173H145V172H143V169L140 168ZM139 170H138V171H139ZM148 170H150V169L148 168ZM192 170L194 171V173H195V171H197V170H194V169H192ZM192 170H191V172H192V174H193V171H192ZM207 170L209 171V168H207ZM210 170H213V169H210ZM214 170H215V169H214ZM79 171H80V170H79ZM118 171H119V170H118ZM173 171H172V167H171V174H173V173H172ZM180 171H182V170L180 169ZM198 171H199V170H198ZM208 171H206V172L208 173ZM124 172H125V170H124ZM133 172H134V171H133ZM146 172H147V171H146ZM163 172H164V171H163ZM174 172H175V171H174ZM184 172H185V170H184ZM184 172H183V173H184ZM186 172H189V171L187 170ZM186 172H185V173H186ZM191 172H190V174H191ZM200 172H201V171H200ZM185 173H184V174H185ZM202 173H205V171L201 172V174H202ZM209 173H210V172H209ZM211 173H212V171H211ZM98 174H99V173H98ZM149 174H150V172H149ZM169 174H170V173L168 172V175H169ZM177 174H178V173H176V175H177ZM180 174L182 175V173H180ZM180 174H178L179 177L176 176V178L181 179ZM188 174H189V173H188ZM197 174H198V173H197ZM199 174H200V173H199ZM131 175H132V174H131ZM142 175H141V176H142ZM145 175H146V174H145ZM151 175H153V174H151ZM151 175H150V176H151ZM163 175H164V173H163ZM163 175H162V178H163ZM194 175H195V174H194ZM204 175H205V174H204ZM219 175H220V174H219ZM118 176H119V175H118ZM147 176H148V175H147ZM174 176H175V174L173 175V177H174ZM182 176H183V175H182ZM190 176H192V175H190ZM190 176H189V178H191ZM202 176H203V175H202ZM202 176H201V177H202ZM143 177H144V175H143ZM154 177H155L154 180H156V175H154ZM159 177H160V174H159ZM159 177H158V175H157V179H158ZM165 177H166V176H165ZM197 177H198V176H197ZM206 177H207V176H206ZM96 178H97V177H96ZM151 178H152V177H151ZM167 178H168V177H167ZM167 178H165V179L168 180ZM174 178H175V177H174ZM176 178H175V179H176ZM184 178H187V173H186V176H185ZM192 178H193V177H192ZM192 178H191V179H192ZM98 179H99V176H98ZM152 179H153V178H152ZM171 179H172V177H171ZM175 179H172L174 182H171V184L169 183V181H172V180H169L168 182L165 181V182H166V184L169 183V186H170V185L173 186L172 183H176V182H175ZM191 179H190V180H191ZM193 179H194V178H193ZM196 179H197V181L199 180L198 178H196ZM201 179H202V178H201ZM146 180H147V178H146ZM154 180H153V181L151 180V182H150V184H149L150 187H151V184L154 183V185H155V182L157 183V181L154 182ZM176 180H177V179H176ZM102 181H103V180H102ZM122 181H123V180H122ZM135 181H136V180H135ZM162 181H163V179H162ZM162 181H161V183H162ZM203 181H204V180H203ZM138 182H139V181H138ZM147 182H148V181H147ZM152 182H153V183H152ZM158 182H159V181H158ZM165 182H163V184H164ZM177 182L179 183L178 180H177ZM180 182L184 183V182H183V178H182V181H180ZM189 182H190V181H189ZM97 183H98V182H97ZM108 183H109V182H108ZM124 183H125V182H124ZM139 183H141V182H139ZM145 183H146V182H145ZM161 183H160V185H161ZM178 183H176V185H177ZM182 183H180V184H182ZM192 183H193V182H192ZM195 183H196V181H195ZM195 183H194V185H195ZM198 183H199V182H198ZM89 184H91V183H89ZM99 184H100V183H99ZM126 184H127V183H126ZM128 184H133V183H128ZM147 184H148V183H146L145 185L148 186ZM184 184H185V183H184ZM189 184H191V183H188V184L186 183V185L191 186V185H189ZM140 185H141V184H140ZM164 185H165V184H164ZM167 185H168V184H167ZM174 185H175V184H174ZM88 186H89V185H88ZM94 186H95V185H94ZM115 186L117 187V185H115ZM127 186H128V185H127ZM131 186H132V185H131ZM161 186H162V185H161ZM177 186H178V185H177ZM177 186H176V187H177ZM179 186H180V185H179ZM183 186H184V185H183ZM183 186H180V188L183 187ZM188 186H187V189H188ZM85 187H86V186H85ZM89 187H90V186H89ZM89 187H87V188H89ZM97 187H98V186H97ZM121 187H123V186H121ZM137 187H138V186H137ZM148 187H149V186H148ZM152 187H153V185H152ZM174 187H175V186H173V188H174ZM185 187H186V186H185ZM194 187H196V185H195ZM81 188H82V186H81ZM106 188H107V186H106ZM123 188H125V187H123ZM190 188H192V187H190ZM83 189H84V188H83ZM116 189H117V188H114L113 190L115 191ZM174 189H175V188H174ZM182 189H183V188H182ZM193 189H195V188H193ZM13 190H14V188H13ZM190 190H191V189H190ZM121 191H122V190H121ZM135 191H136V190H135ZM140 191H141V190H140ZM179 191H180V190H179ZM183 191H184V190H183ZM17 192H18V191H17ZM108 192H109V191H108ZM123 192H124V191H123ZM130 192H131V190L129 191V193H130ZM133 192H134V190H133ZM133 192H132L131 194H133ZM143 192H146V191H142V193H143ZM19 193H20V192H19ZM111 193H112V192H111ZM120 193H122V192H120ZM135 193H136V192H135ZM137 193H138V191H137ZM12 194H14V193L12 192ZM68 194H69V193H68ZM97 194H98V193H97ZM124 194L126 195V193H124ZM127 194H128V193H127ZM148 194H149V192H148ZM20 195H21V194H20ZM73 195H74V194H73ZM94 195H95V194H94ZM94 195H93V196H94ZM99 195H100V194H99ZM138 195H139V194H138ZM150 195H151V194H150ZM81 196H82V195H81ZM87 196H88V195H87ZM91 196H92V195H91ZM113 196H114V195H113ZM121 196H122V195H121ZM132 196H133V195H132ZM147 196H148V195H147ZM14 197H15V196H14ZM16 197H17V196H16ZM73 197H74V196H73ZM84 197H85V196H84ZM89 197H90V196H89ZM136 197H137V196H136ZM122 198H124V197L122 196ZM161 198H162V197H161ZM79 200H80V199H79ZM85 200H86V199H85ZM87 200H88V197H87ZM128 200H129V199H128ZM75 201L78 202L77 199H75ZM229 205H230V204H229ZM230 206H231V205H230ZM60 209H61V208H60ZM231 210H232V209H231ZM236 210H237V208H235V211H236ZM227 213H228V212H227ZM225 220H226V218H225ZM187 222H188V221H187ZM197 222H198V221H197ZM226 222H227V220H226ZM200 223H201V222H200ZM227 224H228V223H227ZM227 224H225V225H227ZM231 224H232V223H231ZM231 224H230V225H231ZM209 225H210V224H209ZM200 226H202V224H200ZM206 226H207V225H206ZM212 227H214V226H212ZM230 227H231V226H230ZM231 228H232V227H231ZM232 229H234V227H233ZM246 229L248 230L247 227H246ZM153 230L157 231V230L154 229V228H153ZM196 230H197V229H196ZM201 230H202V229H201ZM204 230H206V229H203L201 232H200V230H199L200 234H201V233L204 234V232L207 233V231H204ZM207 230H208V234H209V235H210V233H211V234H212V233H215V232H213L214 230H213L212 232H210L209 229H207ZM218 230H219V229H218ZM218 230H217V228H216L215 231H216V233H217L218 235L215 234V236H219V237H220L221 232H218ZM240 230H241V229H240ZM219 231H220V230H219ZM223 231H225V227H224ZM236 231H239V230H237V228H236ZM243 231L246 232V230H244V229H243ZM243 231H242V232H243ZM131 232H132V231H131ZM148 232H149V231H148ZM157 232H158V231H157ZM129 233H130V232H129ZM163 233H164V232H163ZM197 233H198V232H197ZM197 233H196V234H197ZM206 233H205V234H206ZM219 233H220V234H219ZM224 233H225V232H223V235H224ZM249 233H250V232H249ZM133 234H134V233H133ZM136 234H137V233H136ZM136 234H135V236H136ZM151 234H153V233H151ZM155 234H157V233L155 232ZM196 234H192V237H193V240H194V241H195L194 236L197 237V235H198V234H197V235H196ZM203 234H202V235H203ZM205 234H204V236H205ZM208 234H207V235H208ZM137 235H138V234H137ZM146 235H147V234H146ZM181 235H182V234H181ZM202 235H198V238H199V236H200V240L203 241L204 238H202ZM209 235H208L207 238H208L209 241H210V237H209ZM122 236H123V235H122ZM167 236H169V235H167ZM183 236H184V235H183ZM183 236H182V237H183ZM210 236H214V234H212V235H210ZM215 236L212 237V238L214 239V240H211V241H212V244H213L214 241H215V243H216L217 241L220 240L218 237L216 238ZM136 237H137V236H136ZM158 237H159V236H158ZM158 237H157V238H158ZM189 237H190V236H189ZM196 237H195V238H196ZM249 237H250V236H249ZM132 238H133V237H132ZM155 238H156V237H155ZM164 238H165V237H164ZM168 238H169V237H168ZM183 238H184V237H183ZM185 238H186V237H185ZM190 238H191V237H190ZM190 238H188V240H185V239H184V242H185V243H186V241H187V243H188V241L190 242V241H191V240H189ZM201 238H202V239H201ZM223 238L225 239V236H224ZM223 238H222V239H223ZM134 239H135V238H134ZM148 239H149V238H148ZM170 239H171V238H170ZM191 239H192V238H191ZM217 239H219V240H217ZM243 239H246V236H245ZM247 239H248V237H247ZM249 239H250V238H249ZM125 240H126V239H125ZM172 240H173V238H172ZM175 240H176V239H175ZM193 240H192V241H193ZM196 240H197V238H196ZM198 240H199V239H198ZM216 240H217V241H216ZM126 241H127V240H126ZM154 241H155V240H154ZM168 241H169V240H168ZM170 241H171V240H170ZM182 241H183V240H182ZM192 241H191V243H193ZM207 241H208V240H207ZM207 241H205V243H206ZM244 241L247 242V240H244ZM140 242H141V241H140ZM196 242H197V241H195L194 243H196ZM200 242H201V241H200ZM118 243H119V242H118ZM134 243H135V242H134ZM172 243H173V242H172ZM201 243H202V242H201ZM205 243H204V244H205ZM250 243H251V242H250ZM250 243H249V244H250ZM157 244H158V243H157ZM169 244H171V242H169ZM189 244H190V243H189ZM199 244H200V243H197V245H199ZM204 244L202 243V247L205 248V246H203ZM209 244H210V243H209ZM230 244H234V245L236 246L237 243H236V244H235V243H229V245H230ZM238 244H239V242H238ZM238 244H237V246H238ZM247 244H248V243H247ZM249 244H248V245H249ZM141 245H142V244H141ZM145 245H146V244H145ZM155 245H156V243H155ZM174 245H175V244H174ZM250 245H251V244H250ZM250 245H249V246H250ZM151 246H152V245H151ZM162 246H163V245H162ZM178 246H179V245H178ZM185 246H186V245H185ZM185 246H184V247H185ZM190 246H192V244H190ZM227 246H228V245H226V247H227ZM237 246H236V248H237ZM245 246H247V245H245ZM254 246H255V247H260L262 251L264 250V248L261 247V243H260V245H256V244H255ZM145 247H147V246H145ZM175 247H177V246H175ZM179 247H180V246H179ZM184 247H183V248H184ZM188 247H189V245H187V246L184 248V250H185V251H186V250L188 251ZM200 247H201V245H200ZM222 247H225V246H222ZM229 247H230V246H229ZM231 247L234 248L233 245H232ZM231 247H230V248H231ZM148 248H149V247H148ZM180 248L183 250L182 247H180ZM227 248H228V247H227ZM227 248H225V251H226V252H228V251H227V250H228ZM230 248H229V249H230ZM232 248H231V249H232ZM251 248L253 249L254 247H253V246H250V249H251ZM146 249H147V248H146ZM222 249H223V248H222ZM226 249H227V250H226ZM234 249H235V248H234ZM234 249H233L232 251L229 250L230 252L227 254L228 256L225 254V257H229L230 254H231V256H232V255H233V251L238 250V248L235 249V250H234ZM255 249H258V248H254V250H255ZM140 250H141V249H140ZM254 250H253V251H254ZM225 251H224V252H225ZM226 252H225V253H226ZM231 252H232V253H231ZM244 252H245V251H244ZM260 252H261L260 250H259L258 252L255 251V255L252 253L253 256L247 254V252H245V254H246V257H247V258L250 257V256H252V258H251V257L249 258V260H250V259H253L254 256H255V257L258 256L259 258H261L260 255H259ZM164 253L167 254V252H164ZM236 253H237V251L234 252L235 255H236ZM257 253H258V254H257ZM261 253H262V258H263V256H264V255H263L264 251L261 252ZM180 254H181V253H180ZM173 255H174V254H173ZM248 255H249V256H248ZM143 256H144V255H143ZM165 256H166V255H165ZM151 257H152V255H151ZM162 257H164V256H162ZM173 257H175V256H173ZM178 257H179V254H178ZM181 257H182V255H181ZM183 257H184V256H183ZM194 257H195V259L199 258L198 256H197V257L194 256ZM255 257H254V260H252V262L256 260ZM167 258H168V257H166V259H167ZM176 258H177V256L175 257V259H176ZM185 258H186V257H184V258L182 259V262H183V263H181V261H179V263H180V264H184V262L186 261ZM247 258H246V261H248ZM259 258H258V259H259ZM128 259H129V258H128ZM152 259H153V258H152ZM158 259H159V258H158ZM171 259H172V258H171ZM188 259H189V257H188ZM150 260H151V259H150ZM160 260H161V259H160ZM163 260H165V258H164ZM177 260H179V259L177 258ZM184 260H185V261H184ZM199 260H200V263H199V261L197 260L198 262L196 261L195 264H198V263H199V264H202V263L205 262V261L203 262L201 259H199ZM260 260H261V259H260ZM260 260H259V261H260ZM165 261H166V260H165ZM194 261H195V260H194ZM201 261H202V262H201ZM250 261H251V260H250ZM250 261H248V263H251ZM256 261H257V260H256ZM259 261H258V262H259ZM261 261H262V260H261ZM151 262H152V261H151ZM171 262H172V261H171ZM171 262H170V263H171ZM192 262H193V260H192ZM192 262H191V263H192ZM206 262H207V260H206ZM206 262H205V263H206ZM258 262H257V263H258ZM160 263H161V262H160ZM163 263H164V261H163ZM165 263H167V262H165ZM186 263H188V262L186 261ZM193 263H194V262H193ZM205 263H204V264H205ZM255 263H256V262H254V264H255ZM259 263H260V264H263V263H264V259H263V263H262V262H259ZM259 263H258V264H259ZM188 264H189V263H188ZM242 264H247V263H242ZM252 264H253V263H252Z\"/></svg>",
	"mask_w": 264,
	"mask_h": 264
}]
</instances>
